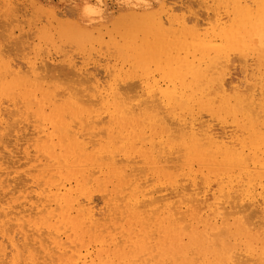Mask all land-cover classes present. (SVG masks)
Here are the masks:
<instances>
[{
    "label": "bare ground",
    "instance_id": "bare-ground-1",
    "mask_svg": "<svg viewBox=\"0 0 264 264\" xmlns=\"http://www.w3.org/2000/svg\"><path fill=\"white\" fill-rule=\"evenodd\" d=\"M143 1L1 44L0 264H264V0Z\"/></svg>",
    "mask_w": 264,
    "mask_h": 264
},
{
    "label": "rangeland",
    "instance_id": "rangeland-1",
    "mask_svg": "<svg viewBox=\"0 0 264 264\" xmlns=\"http://www.w3.org/2000/svg\"><path fill=\"white\" fill-rule=\"evenodd\" d=\"M138 1H142V2H144L143 0H138ZM169 1L170 0H167V2H168V4H170L169 3ZM171 1H173V0H171ZM170 1V2H171ZM176 1V2H175ZM263 0H257V1H254L253 2V4H254V6H253V8L255 9V10H257L258 8H259V3L258 2H262ZM26 2V0H19L18 2H16L17 3V8L19 7V14H18V17H15V16H12V17H9V16H6L5 14H4V8L2 7V4H1V2H0V32L1 33H3L2 35H1V33H0V37L3 39H1L0 40V46H1V44H2V46H1V48H2V50L4 51V53H6L7 55H9V58L10 59H12V58H15V59H13V61H16V62H20V63H23V62H25L24 61V59L23 58H25V56L24 55H26V53L28 52V49H26L27 48V46H28V44H31L32 43V41H33V39H34V37L36 36V34H37V32H38V30L39 29H41V28H48L49 29V31H52V32H56V31H61V30H63V29H65L66 28V26L68 27V26H71L72 27V25H74V24H76L77 22H78V19H79V14H78V12H79V6L81 5V4H83V3H90V4H93V5H95V6H98L99 8H100V11H101V13L104 15L105 13H108V14H111L113 17H116L117 15H118V10L120 9V7H121V4H120V2H121V0H51V6L54 8V11H55V13H57V17H56V19L58 18V16H60L59 17V19H55L54 17V20H53V18H51V16L49 15V14H47V13H41V12H39V11H37L34 7L33 8H31L32 6L30 5V3L29 2H27V3H25ZM173 2H175L176 3V6H178V10H176L175 12H174V14L176 15V16H181L182 14L183 15H185L186 17L188 16V18L189 17H196V15H197V17H199L200 19H205L207 16H206V8H205V6H203L204 4H203V1L201 0H174ZM201 2V3H200ZM255 2H257V4L255 3ZM18 4H19V6H18ZM256 4V5H255ZM26 5V6H25ZM21 6V7H20ZM24 6H25V9L23 10V8H24ZM64 6V7H63ZM256 6H258V8H256ZM2 7V8H1ZM204 7V8H203ZM21 8H22V10L23 11H21ZM182 8V9H181ZM180 10V11H179ZM31 11H32V13H31ZM63 11V12H62ZM178 11V12H177ZM22 14H21V13ZM28 12V13H27ZM29 14H30V16H29ZM32 14V15H31ZM37 14V15H36ZM20 15H22L21 17H20ZM24 15V16H23ZM27 17H26V16ZM39 15V16H38ZM32 16V18H30ZM38 16V17H37ZM73 16H75L74 18H73ZM212 16V15H211ZM9 17V18H8ZM43 17V18H42ZM66 18V20H63V19H65ZM73 18V19H72ZM2 19H3V22H1L2 21ZM19 19V20H18ZM12 20H14V21H12ZM21 20V23L19 22ZM25 20V21H24ZM34 20V21H33ZM63 20V21H62ZM67 20H70L69 22H71V23H69ZM4 21H5V23H6V25H7V27H6V25H4L3 27H1L2 26V24H4ZM16 21H17V23H16ZM12 22V23H11ZM26 22V23H25ZM45 22L47 23V24H45ZM54 22V23H53ZM58 24H57V23ZM60 22V23H59ZM67 22V23H66ZM74 22V23H73ZM9 23H10V26H9ZM21 24V25H20ZM23 24H25L24 26H23ZM34 24V25H33ZM64 26H63V25ZM20 25V27H18ZM58 25V26H57ZM66 25V26H65ZM56 26V27H55ZM63 29H62V28ZM5 28H9V30L8 29H5ZM18 28V29H17ZM1 29H3L2 31H1ZM15 30V34L14 35H11L10 34V32L11 31H13V30ZM21 29V30H20ZM53 29V30H52ZM5 30H6V32H5ZM19 30V31H18ZM28 32H30V33H28ZM31 34V35H30ZM10 35L12 36V37H10ZM24 35H26L25 37H23ZM31 37H30V36ZM7 38H5V37ZM11 38V41H14V42H12L11 43V41L10 40H8L9 38ZM29 37V38H28ZM17 40H16V39ZM21 38H23V39H21ZM21 39V40H20ZM28 39V40H27ZM24 40V41H23ZM3 41V42H2ZM7 41H8V43H7ZM9 41H10V43H9ZM20 41V43H18ZM25 43L26 42V44H24L23 45V43ZM35 42V41H34ZM17 43L18 44H20V45H18L17 47H16V45H17ZM6 44V45H5ZM33 44V43H32ZM5 45V46H4ZM8 45V46H7ZM24 46V47H23ZM6 47V48H5ZM10 49H9V48ZM13 47H14V49H16L15 50V52H13L14 51V49H13ZM22 49V50H19L20 48ZM3 48H5V49H3ZM13 49V51H11L12 49ZM19 48V49H18ZM8 49V50H7ZM18 49V50H17ZM6 51V52H5ZM19 51V52H18ZM22 51V52H21ZM22 54H21V53ZM254 52H255V55L253 56V58H252V60L250 61L249 60V63L250 64H252L253 65V63H255V62H258V61H260L261 59H264V53H262V51L260 50V49H256L255 48V50H254ZM15 53H17V54H15ZM10 54H14V55H10ZM21 54V55H20ZM52 54L54 55V56H57V61H59L60 59H62V57H61V55L60 54H58V55H56V53H55V50L54 49H52ZM103 54L106 56V58H107V52L104 50L103 51ZM20 55V56H19ZM14 56V57H13ZM24 56V57H23ZM76 56V55H75ZM12 57V58H11ZM77 57V59L78 60H80L79 58V56H76ZM22 58V59H21ZM100 58H101V60H100ZM94 59L97 61V62H99V64H98V66H96L95 68H94V66L93 65H90V68H91V70L92 69H94V70H98L101 74H103L102 72V67H100L101 65L103 66L104 65V63H105V58L103 57V56H95L94 55ZM251 59V58H250ZM20 60H22V61H20ZM239 63L237 64V62H236V66L237 67H239ZM101 69V70H100ZM236 71V72H235ZM234 72H235V76L237 75V73H238V70H234ZM63 75V76H62ZM59 76H61V77H59ZM57 78H54V79H50L51 80V82L53 83H67L68 81L70 82V80L71 79H68V78H70V76L67 74H61V75H59ZM67 78V79H66ZM64 79H65V81H64ZM57 80V81H56ZM68 82V83H69ZM95 199H96V203H98L99 202V204H101L100 202H101V199H99L100 197H99V195H95V197H94ZM94 199V200H95ZM98 200V201H97Z\"/></svg>",
    "mask_w": 264,
    "mask_h": 264
}]
</instances>
